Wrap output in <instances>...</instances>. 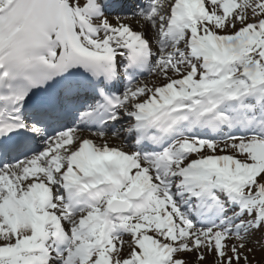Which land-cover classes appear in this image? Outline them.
Here are the masks:
<instances>
[{"label": "snow or ice", "instance_id": "snow-or-ice-1", "mask_svg": "<svg viewBox=\"0 0 264 264\" xmlns=\"http://www.w3.org/2000/svg\"><path fill=\"white\" fill-rule=\"evenodd\" d=\"M0 264H264V0H0Z\"/></svg>", "mask_w": 264, "mask_h": 264}, {"label": "rangeland", "instance_id": "rangeland-1", "mask_svg": "<svg viewBox=\"0 0 264 264\" xmlns=\"http://www.w3.org/2000/svg\"><path fill=\"white\" fill-rule=\"evenodd\" d=\"M141 79H151L150 77H142ZM261 253L259 251H256L253 255H250V259H254L256 261H259Z\"/></svg>", "mask_w": 264, "mask_h": 264}]
</instances>
